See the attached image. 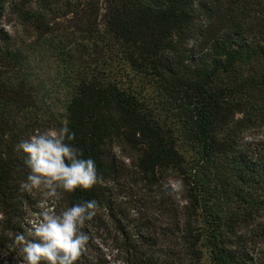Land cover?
<instances>
[{"label": "trees", "instance_id": "trees-1", "mask_svg": "<svg viewBox=\"0 0 264 264\" xmlns=\"http://www.w3.org/2000/svg\"><path fill=\"white\" fill-rule=\"evenodd\" d=\"M65 125L104 180L55 204L97 202L77 264H264V141L248 138L264 126V0H0L2 252H20L39 212L15 145ZM170 172L184 202L157 236L117 190L134 175L161 188Z\"/></svg>", "mask_w": 264, "mask_h": 264}, {"label": "clouds", "instance_id": "clouds-1", "mask_svg": "<svg viewBox=\"0 0 264 264\" xmlns=\"http://www.w3.org/2000/svg\"><path fill=\"white\" fill-rule=\"evenodd\" d=\"M74 139L75 133L65 125L37 129L15 145L17 152L25 154L24 164L30 170L20 190H38L44 196L38 219L30 221L26 233L15 236L25 264H77L86 251L89 236L83 229L97 214V202L85 200L59 213L55 208L62 193L88 191L104 183L96 161L83 158V152L70 143ZM170 188L171 193L184 190L181 181L170 182Z\"/></svg>", "mask_w": 264, "mask_h": 264}, {"label": "rangeland", "instance_id": "rangeland-1", "mask_svg": "<svg viewBox=\"0 0 264 264\" xmlns=\"http://www.w3.org/2000/svg\"><path fill=\"white\" fill-rule=\"evenodd\" d=\"M3 23L4 26L13 34L14 30L17 28V17L13 14H8L3 19ZM52 72L54 73V70ZM125 72H127V70H125ZM116 75L118 80L128 82L126 76H119L118 73ZM142 95L146 96V98L149 100V103L152 102L151 98H153L154 93L150 91L146 85H144ZM248 138H255L264 141V126L252 129L249 132ZM115 150L116 155L124 153L125 156H121V160L124 162L126 168L131 172V174H133L135 169L133 166H131L132 157H127V155L131 154L130 151H127L121 147H116L114 148V152ZM138 178V175H134L131 178L129 177L124 180V186L117 190L118 200L122 202V205L125 207V214L130 220H137L139 218V220L144 222V224L150 225L151 230L157 236H161L163 230L171 220V209L173 208V212V210H175L174 208L176 207V204L181 206V204L184 202L183 193H171L170 188V182L180 181V178L176 172H170L167 177L161 180L162 189L147 186L144 181H141ZM161 190H163V193H170L171 201L169 205L164 204V198L161 197ZM31 194L33 200L37 202V205L44 201L42 192L33 190ZM57 204L58 202L56 205ZM38 208L39 212L37 214L31 212L27 213L26 225L24 227L26 230L30 228V221H35L38 219V214L42 211L39 206ZM62 210L63 208L61 207L56 209L57 213ZM159 241L161 242V240ZM0 264H25V261L21 252L5 253L0 250Z\"/></svg>", "mask_w": 264, "mask_h": 264}]
</instances>
